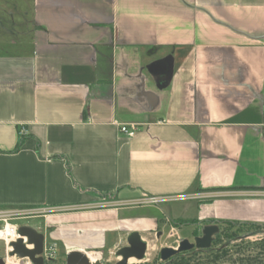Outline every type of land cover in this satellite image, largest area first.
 I'll use <instances>...</instances> for the list:
<instances>
[{
  "label": "crops",
  "instance_id": "1",
  "mask_svg": "<svg viewBox=\"0 0 264 264\" xmlns=\"http://www.w3.org/2000/svg\"><path fill=\"white\" fill-rule=\"evenodd\" d=\"M28 2L0 0V211L90 262L177 220L264 225V0Z\"/></svg>",
  "mask_w": 264,
  "mask_h": 264
},
{
  "label": "rangeland",
  "instance_id": "2",
  "mask_svg": "<svg viewBox=\"0 0 264 264\" xmlns=\"http://www.w3.org/2000/svg\"><path fill=\"white\" fill-rule=\"evenodd\" d=\"M20 2L24 6L23 8H27V9L29 8L28 0H20ZM158 205H159L158 207H160L163 210L164 214L167 217H170L169 214L170 208L180 209V206L177 203L170 202V203H161ZM144 209L146 211H151V210L154 211L153 207H144ZM18 222L29 224L32 221L30 219H23ZM177 226L178 227L182 226V227H180L178 234L173 233L174 235L171 233L169 235L168 233H166V231H164V233L163 232L161 233V230H157L156 233H160V234L157 235L155 239L158 240H155V244H151V243H149V245L147 244L144 258L142 260L134 259V261L128 262L127 264H169L171 262L177 264L179 262L178 259L180 257H186V258L189 257L190 260L189 264H202L208 260L207 255L211 253V251L217 250L219 247L230 248L236 243H239L240 240H245V241H250L251 243H255L260 241L262 238H264V227L256 228L252 226H236V225L234 226V225L218 224L219 231L216 234H214L210 248L208 249L192 248L191 250L180 251L177 252L175 255H173L175 257L172 256L173 258H170L169 260L166 261H162L160 260V256H159V249L161 247L164 246L177 247L178 242L181 239L186 238L190 242H192L195 236L201 235L202 227L198 228V227H194L193 224H184V223L181 224L179 222H177ZM168 227H166V230L168 229ZM231 249H233V247ZM0 256L4 258L6 264H10L8 261L12 257L6 254V250H4V243L1 240H0ZM261 258L264 259V246H263ZM118 259H120V256H115V252L112 254L105 253L102 256V259L97 258V260L95 259L94 261H91V264H115V262ZM13 261L17 262L18 264L21 263L26 264L27 260H23L21 262V260H19L18 258L13 257ZM262 262H264V260H262ZM217 264H219V262H217Z\"/></svg>",
  "mask_w": 264,
  "mask_h": 264
},
{
  "label": "water",
  "instance_id": "3",
  "mask_svg": "<svg viewBox=\"0 0 264 264\" xmlns=\"http://www.w3.org/2000/svg\"><path fill=\"white\" fill-rule=\"evenodd\" d=\"M218 231V224H205L201 228V235L195 236L192 242L184 238L178 242L175 248L171 246L161 247L159 249L160 260H169L177 252L191 250L192 248L208 249L211 246L214 234ZM18 233L20 237L8 244L11 249L6 251V254L21 261L27 260L31 264H45L47 259L44 257L45 239L43 233L29 224L19 225ZM27 246H30V248ZM146 248L147 244L140 239L139 234L131 232L127 236L126 245L115 251V256H120L115 264H127L130 258L142 260ZM64 264H91V262L87 254L82 251H68L64 258Z\"/></svg>",
  "mask_w": 264,
  "mask_h": 264
},
{
  "label": "trees",
  "instance_id": "4",
  "mask_svg": "<svg viewBox=\"0 0 264 264\" xmlns=\"http://www.w3.org/2000/svg\"><path fill=\"white\" fill-rule=\"evenodd\" d=\"M184 224H192L194 221H175ZM209 223L224 224V225H236V226H252L256 228L264 227V225L256 223H247L231 220H219V221H208ZM264 246V238L260 241L251 243L250 241L240 240L239 243L233 245V249L227 247H219L215 251H211L207 256V261L202 264H264L262 262V251ZM238 254V255H235ZM175 257V256H173ZM171 257V258H173ZM177 264H189V257H180ZM169 264H176L171 262Z\"/></svg>",
  "mask_w": 264,
  "mask_h": 264
},
{
  "label": "built area",
  "instance_id": "5",
  "mask_svg": "<svg viewBox=\"0 0 264 264\" xmlns=\"http://www.w3.org/2000/svg\"><path fill=\"white\" fill-rule=\"evenodd\" d=\"M136 125H120L119 131L126 136L131 137L134 135L136 131ZM20 133H23V129H21ZM163 199L153 196L145 197L141 199L139 203L148 204V205H157L162 202ZM32 211L30 210H1L0 211V222L2 223L0 226V240L4 243L5 250L9 251L11 248L9 247V243L15 241L20 237L18 233L19 224L18 221L22 219H27L32 215ZM56 256V251L54 245H50L45 247L44 249V257L53 258ZM26 264H31L29 261H26Z\"/></svg>",
  "mask_w": 264,
  "mask_h": 264
},
{
  "label": "flooded vegetation",
  "instance_id": "6",
  "mask_svg": "<svg viewBox=\"0 0 264 264\" xmlns=\"http://www.w3.org/2000/svg\"><path fill=\"white\" fill-rule=\"evenodd\" d=\"M172 247H174V246H172ZM0 264H6V261L1 256H0ZM45 264H64V261H63V259L57 258L55 256L53 258H47V260L45 261Z\"/></svg>",
  "mask_w": 264,
  "mask_h": 264
},
{
  "label": "bare ground",
  "instance_id": "7",
  "mask_svg": "<svg viewBox=\"0 0 264 264\" xmlns=\"http://www.w3.org/2000/svg\"><path fill=\"white\" fill-rule=\"evenodd\" d=\"M27 247L30 248V246H27ZM10 257H12V258L9 259V261H8L10 264H18L17 262L13 261V257H14V256H10ZM22 261H23V260H22ZM22 261H21V262H22ZM132 261H134V258H130V259L128 260V262H132Z\"/></svg>",
  "mask_w": 264,
  "mask_h": 264
}]
</instances>
